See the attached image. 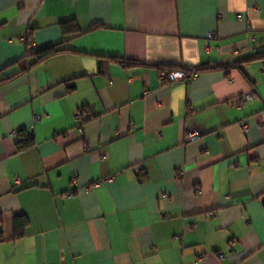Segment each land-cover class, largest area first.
I'll use <instances>...</instances> for the list:
<instances>
[{"label":"crops","instance_id":"1","mask_svg":"<svg viewBox=\"0 0 264 264\" xmlns=\"http://www.w3.org/2000/svg\"><path fill=\"white\" fill-rule=\"evenodd\" d=\"M263 53L264 0H0V264H264Z\"/></svg>","mask_w":264,"mask_h":264},{"label":"built area","instance_id":"2","mask_svg":"<svg viewBox=\"0 0 264 264\" xmlns=\"http://www.w3.org/2000/svg\"><path fill=\"white\" fill-rule=\"evenodd\" d=\"M26 41V40H25ZM257 49L254 48V51H256ZM200 72V69L198 68H194V69H184V68H180V69H175V70H170V71H162L161 72V83L163 84H173L176 83L178 81H184V82H190L194 79V77H196L198 75V73ZM255 98V95L253 93V91L251 89H248L247 91H245L242 95H240L238 97V105L239 106H245L249 101L253 100ZM43 119L42 115H36L35 116V121H41ZM76 120L81 124L83 121V114H82V110L79 111L76 115ZM161 133H159L160 135ZM201 134V132L198 129H190L189 132L187 133V138L188 139H195L197 137H199ZM77 174L75 175V180H77ZM114 177H107L106 179H103V181H98L96 183L93 184V186H97L100 183L104 182V181H109L111 179H113ZM73 192H70L69 195H71ZM202 258V256H201Z\"/></svg>","mask_w":264,"mask_h":264},{"label":"trees","instance_id":"3","mask_svg":"<svg viewBox=\"0 0 264 264\" xmlns=\"http://www.w3.org/2000/svg\"><path fill=\"white\" fill-rule=\"evenodd\" d=\"M61 26H62V30H63L65 37L76 35L80 32L78 25L74 21V19L62 22ZM59 51H60V49L57 48L56 46H51V47L40 49V50L33 53V55L36 56V60L34 63L43 61V60L47 59L48 57L58 53ZM263 57H264V53H263ZM218 67H220V66H216L215 68H218ZM175 69H180V68H171V69H166V70L170 71V70H175ZM184 69H187V68H184ZM25 136H26V140H25L26 142H24V145H20L18 147L19 149L24 147V146L31 145V143H32L31 137L29 135H25ZM28 223H29V221H28V218L26 216L16 217L15 231H16V237L17 238L24 235V232H25V229H26ZM1 229L2 228H1V218H0V235H1Z\"/></svg>","mask_w":264,"mask_h":264},{"label":"water","instance_id":"4","mask_svg":"<svg viewBox=\"0 0 264 264\" xmlns=\"http://www.w3.org/2000/svg\"><path fill=\"white\" fill-rule=\"evenodd\" d=\"M262 202H263V204H264V196H263V198H262Z\"/></svg>","mask_w":264,"mask_h":264}]
</instances>
